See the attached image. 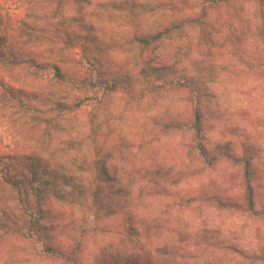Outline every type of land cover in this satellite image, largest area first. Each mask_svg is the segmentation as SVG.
<instances>
[{"label":"trees","instance_id":"trees-1","mask_svg":"<svg viewBox=\"0 0 264 264\" xmlns=\"http://www.w3.org/2000/svg\"><path fill=\"white\" fill-rule=\"evenodd\" d=\"M70 1L54 0L59 5ZM248 1L264 6V0ZM31 2L39 5L36 0ZM221 2L205 0L199 17L171 20L155 34L137 36L144 45L135 52L143 56L152 40L181 36L189 26L203 25L207 12ZM78 22L62 23L54 31L63 33L68 44L73 39H84ZM44 31L35 22L21 20L16 32L11 17L0 6V264H85L87 237L99 230L101 221L117 216L127 220L123 237L131 243V251L121 254L105 250L94 264H212L210 259L203 260V246L231 255L236 264H264V249L250 253L240 246L223 245L208 229L190 231L184 227L177 228L179 233L171 237L161 235V217L149 220L151 216L143 214L145 192L150 188L157 196L175 197L160 181H171L177 191L187 175L192 178L195 173L180 171L170 176L165 167H160L147 168L145 174H123L118 167L124 162L126 146L104 151L92 133L107 99L117 92H134L131 85L135 80L130 73L113 72L98 53L100 48L93 45L69 44L62 49L65 56L58 61L52 59L34 44L45 37ZM25 39L30 42H19ZM73 51L77 57L71 55ZM141 65L142 61L137 63ZM143 67L141 74H145ZM176 67L157 68L152 72L155 80L141 84L153 91L177 86L187 95L191 121L170 120L161 128L188 133L191 139L186 145L187 159L196 172L201 164L204 172L222 160L245 167L244 202L210 194L201 195V200L219 211L259 213L252 185L253 159L238 155L229 142L212 148L206 144L207 108L212 94L205 76L187 74L185 70L179 74ZM174 75L176 86H171L172 81L166 78ZM144 76L142 79L147 78ZM90 107L91 133L82 136V116ZM75 129L78 134L72 138ZM135 188L137 195L133 193ZM180 199L181 205L186 202L188 207L196 202V197L184 195ZM67 218L73 226L70 232L65 230ZM61 231L66 232L64 241L58 240ZM155 240L153 248H146Z\"/></svg>","mask_w":264,"mask_h":264},{"label":"rangeland","instance_id":"rangeland-1","mask_svg":"<svg viewBox=\"0 0 264 264\" xmlns=\"http://www.w3.org/2000/svg\"><path fill=\"white\" fill-rule=\"evenodd\" d=\"M36 1L39 5L35 6L31 0H0V6L11 17L16 32L21 20L45 28V37L34 43L41 52L58 61L65 56L62 49L69 44L93 45L100 48L98 53L113 72L130 73L135 80L131 85L134 92L114 93L105 102L92 133L97 146L104 151L126 146L124 162L118 167L123 174H145L147 168L160 167H165L170 176L180 171L195 173L192 178L187 175L177 191L171 181H160L175 197L157 196L150 188L145 192L143 214L151 216L149 220L161 217V235L171 237L179 233L177 228L184 227L190 231L208 229L215 232L223 245L240 246L250 253L264 249V6L248 0H222L207 12L203 25L189 26L181 36L152 40L149 49L139 56L135 49L144 43L137 36L155 34L171 20L199 17L205 0H72L60 5L54 0ZM72 21H79L81 36L89 41L73 39L68 44L63 33L54 31L60 24ZM19 42L26 44L30 40ZM71 55L77 57L74 51ZM141 61L145 74H141L142 65L137 66ZM175 64L179 74L183 70L187 74L202 73L212 94L207 108L206 144L212 148L229 142L238 155L253 159L252 185L259 213L219 211L201 200V195L210 194L244 202L245 167L222 160L204 172L201 164L196 172L187 159L186 145L191 139L188 133L161 128L170 120L191 121L187 95L177 88V75L166 78L176 89L167 86L153 91L141 84L153 82L152 72L157 68ZM91 110L87 108L83 113L82 136H90ZM72 133L75 138L78 131ZM133 193L138 194L137 188ZM184 195L196 197V202L189 207L186 202L181 205ZM65 222V230L70 232L73 226L69 218ZM127 225L124 216L101 221L99 230L85 241V264H94L105 250L130 252L131 243L123 237ZM66 232H58V240L64 241ZM155 242H148L146 248H153ZM203 250V260L210 259L212 264H236L231 255L225 256L207 246Z\"/></svg>","mask_w":264,"mask_h":264}]
</instances>
